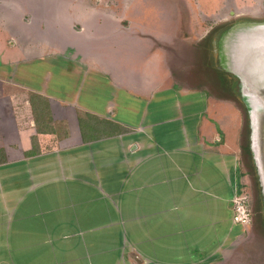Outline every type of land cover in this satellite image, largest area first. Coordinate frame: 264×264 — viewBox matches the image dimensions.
Wrapping results in <instances>:
<instances>
[{"label": "crops", "instance_id": "1", "mask_svg": "<svg viewBox=\"0 0 264 264\" xmlns=\"http://www.w3.org/2000/svg\"><path fill=\"white\" fill-rule=\"evenodd\" d=\"M44 1L0 0V264H229L246 118L189 50L256 0Z\"/></svg>", "mask_w": 264, "mask_h": 264}, {"label": "rangeland", "instance_id": "2", "mask_svg": "<svg viewBox=\"0 0 264 264\" xmlns=\"http://www.w3.org/2000/svg\"><path fill=\"white\" fill-rule=\"evenodd\" d=\"M53 5L55 7L58 6H63V5H68V6H73V5H80V4H91V5H99L102 6L106 9H109L111 6L115 5H121L123 1L125 0H52ZM162 0V8H163V16L164 18L160 17L159 18V9L155 10L152 9L150 10V18L152 21H163L166 20L168 23H180V22H189V21H194L193 16L196 15L198 16V9H195L196 7V1L198 2V6L202 7L204 9L205 6H203L205 3H203L204 0H195L192 4L190 2L183 3L184 0ZM180 1V2H179ZM254 3V0H250ZM39 2V0H38ZM174 2V3H173ZM211 4H215L216 0H210ZM41 4H46L47 2L44 0H40ZM125 3V2H124ZM209 4V0L206 2ZM248 4L244 8L240 7H233L231 8V13L229 11L225 12H213L212 14L209 15V17H202L200 16V21L203 23V25L206 27L204 30L205 36L203 38L201 37V32L199 33L200 39L193 44L192 48L189 50L190 58H193V62L196 59V63H193V65H197L198 63H202L205 58V60H208L207 62L209 63L208 67L211 68V70L215 75V72H220L222 79L226 80H231L232 78L229 76V74L225 71L222 70L220 65H218V60L214 58L215 53L212 51L213 50V41L216 42V40L219 37V34L227 27L239 23V22H249V21H262L264 20V0H256L255 4ZM13 11L11 10L9 14L7 15V18L5 20V24L7 22H10V15ZM47 14H38V17H43L46 16ZM1 16V15H0ZM26 16V15H25ZM55 22L58 21H64L61 14H54ZM28 19L29 16L27 15ZM159 18V19H158ZM204 18V19H203ZM4 20L1 21V24L3 23ZM176 31V30H175ZM9 33H12L14 36H19L21 32L19 29H12L8 30ZM186 35V34H184ZM193 38V37H192ZM12 40H14L12 38ZM194 40V39H193ZM15 43V40L13 41ZM186 48L185 45H182V52ZM183 55V53H182ZM205 62V61H204ZM205 64V63H204ZM217 74V73H216ZM218 79V77H216ZM209 81H212V78H208ZM235 90V88L233 89ZM234 94V91H233ZM235 96V94H234ZM231 97V96H230ZM233 100L239 108L242 110V113L245 114L244 107L242 104L239 102V100L235 97ZM246 115V114H245ZM244 140V139H243ZM243 143V141H242ZM243 163V160H242ZM243 168L242 170V175L244 176V184L239 192L246 194L245 196L247 197V204L250 209V223L246 226V237L242 244H238V252L233 251L236 249H232V256L229 261V264H264V232L262 231V228L260 226L259 221L257 218L254 216L253 213V204H254V188H253V182L251 180V177L249 173L247 172V168L244 166L243 163ZM234 247V246H233ZM228 264V263H226Z\"/></svg>", "mask_w": 264, "mask_h": 264}, {"label": "water", "instance_id": "3", "mask_svg": "<svg viewBox=\"0 0 264 264\" xmlns=\"http://www.w3.org/2000/svg\"><path fill=\"white\" fill-rule=\"evenodd\" d=\"M212 47L218 65L233 79L235 97L245 110L264 221V20L225 28Z\"/></svg>", "mask_w": 264, "mask_h": 264}, {"label": "trees", "instance_id": "4", "mask_svg": "<svg viewBox=\"0 0 264 264\" xmlns=\"http://www.w3.org/2000/svg\"><path fill=\"white\" fill-rule=\"evenodd\" d=\"M207 62V61H205ZM206 64H209L208 62ZM217 73V74H216ZM216 77H218V79L220 78L219 75L220 72H215ZM222 79V78H221ZM219 86L216 85L217 87H223V91L226 92L227 94H229V96H231V99H235V96L233 94V79L231 80H226V79H219ZM216 87V88H217ZM246 118V115H245ZM248 135H249V130H248V126H247V118H246V130H245V137L242 143V160L244 163V166L247 168V172L249 173L251 180L253 182V188H254V204H253V213L254 216L257 218V220L260 223V226L262 228V231L264 232V221L262 218V214H261V202H260V198H259V188H258V184H257V179L255 177V173L253 170V165L251 162V154H250V150H249V142H248Z\"/></svg>", "mask_w": 264, "mask_h": 264}, {"label": "built area", "instance_id": "5", "mask_svg": "<svg viewBox=\"0 0 264 264\" xmlns=\"http://www.w3.org/2000/svg\"><path fill=\"white\" fill-rule=\"evenodd\" d=\"M245 195L244 193H238L232 200V222L243 227L247 226L251 220Z\"/></svg>", "mask_w": 264, "mask_h": 264}]
</instances>
